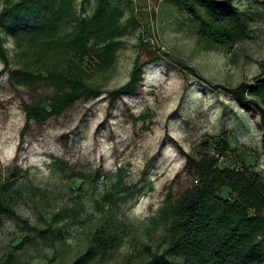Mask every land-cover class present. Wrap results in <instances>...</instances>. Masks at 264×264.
I'll use <instances>...</instances> for the list:
<instances>
[{"label": "rangeland", "instance_id": "1", "mask_svg": "<svg viewBox=\"0 0 264 264\" xmlns=\"http://www.w3.org/2000/svg\"><path fill=\"white\" fill-rule=\"evenodd\" d=\"M5 1L0 0V13ZM106 1L122 10L123 34L114 65L95 72L92 81L104 91L120 88L138 60L142 80L131 95L111 104L103 94L91 108L79 102L22 136L23 102L53 91L14 90L0 61V196L15 211L0 223V264H75L92 236L108 226L118 227L120 241L88 264H147L146 247H165L166 198L188 185L187 158L205 151L206 144L228 147L221 167H248L264 182L260 118L222 90L184 74L176 58L214 84L251 82L262 74L264 0L233 1L251 37L228 48L200 42L176 0ZM95 7L96 0H75L74 16L89 17ZM131 17L140 26L129 25ZM38 23L26 15L0 21L11 68L31 62L21 54L26 46L19 48L15 40ZM85 66L92 69L93 62ZM259 102L264 105V96ZM64 132L71 133L67 142ZM100 133L106 138L99 140ZM221 195L227 198L229 191Z\"/></svg>", "mask_w": 264, "mask_h": 264}, {"label": "trees", "instance_id": "2", "mask_svg": "<svg viewBox=\"0 0 264 264\" xmlns=\"http://www.w3.org/2000/svg\"><path fill=\"white\" fill-rule=\"evenodd\" d=\"M233 1L176 0V5L189 16L200 42L211 48H228L251 37ZM74 3L75 0H20L19 3L6 0L0 13V21L26 15L38 23L49 16L44 23L25 27V38L15 40L19 48L26 46L21 54L31 57L25 67L11 68L0 37V61L9 85L18 91L39 86L53 91L39 100L23 102L26 120L22 136L32 125L42 126L61 118L79 102L91 108L107 94L113 104L134 93L141 83L142 67L138 60L129 82L120 88L104 91L92 81L95 72L108 71L116 61L118 40L123 34L120 25L123 12L106 0H96L91 16L76 19ZM128 24L140 26V21L131 17ZM176 58L184 74L214 90H222L246 111L258 116L264 131V105L259 102L264 96V61L260 63V76L231 87L214 84L182 58ZM86 60L93 62L92 69L85 66ZM80 132L78 129L77 135ZM69 134H61L64 142L69 141ZM101 138L106 135L100 133L98 139ZM220 145L222 150L209 149L206 144L205 151L187 158L188 185L177 196L170 193L166 198L165 247L162 251L146 247L147 264H264V182L248 167H221L220 158L226 156L228 147ZM224 190L229 191V197H222ZM8 214L15 211L0 196V223ZM120 238L118 227L99 229L75 264H88L98 255L108 254Z\"/></svg>", "mask_w": 264, "mask_h": 264}]
</instances>
